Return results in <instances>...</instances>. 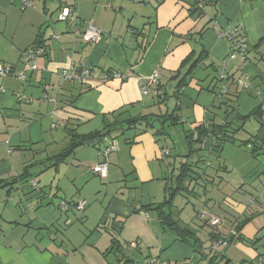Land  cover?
<instances>
[{
    "label": "crops",
    "instance_id": "0c3cea01",
    "mask_svg": "<svg viewBox=\"0 0 264 264\" xmlns=\"http://www.w3.org/2000/svg\"><path fill=\"white\" fill-rule=\"evenodd\" d=\"M30 3L31 7L23 8L21 0H0V64L14 71L0 80L5 90L0 92V181L9 184L0 186V264H125L127 260L131 261L127 264H144L147 258L167 264H206L209 234L225 237L246 218L250 220L237 234L242 240L232 243L240 245L250 262L241 258L236 264H264V252L253 250V243L264 238L260 236L264 219L257 204L234 207L236 222L230 226L212 214L221 226H203L210 229L201 231L203 238L194 230L196 252L192 244L161 226L152 205L162 202L163 178L181 161L169 160V139L158 140L146 132L132 145L117 140L104 179L92 171L101 160L92 145L77 148L58 167H49V159L70 142L71 132L99 131L113 120L114 112L126 111L135 117L166 114L176 108L182 132L226 125L229 135L247 149L248 160L264 158V128L258 132L254 119L240 120L260 104L264 107V71L260 69L264 59L258 54L264 45V0H210L202 9L197 8L198 0ZM64 6L73 7L74 18L58 22ZM90 22L103 32L98 43L84 42L75 35V31L84 32ZM234 29L245 37L249 48L245 57L232 54L228 40L220 37V32ZM38 35L45 52L36 59V69L24 72V79L19 80L16 74L23 72L22 57L37 47ZM187 59L190 62L184 65ZM71 66L73 73L82 66L91 69L90 78L65 81L61 72ZM112 71L125 79L102 78ZM219 71L233 81L222 100L215 96ZM156 72L158 88L143 96L142 83ZM186 74V84L173 95ZM245 78L247 88L242 89L235 82ZM156 91L165 94L164 102L158 104ZM16 94L24 99H17ZM226 99L235 102L233 111L223 105ZM58 122L63 126L52 128ZM250 122L256 123L255 128L247 126ZM91 124L101 129L87 132ZM86 147L93 148V153ZM252 148L257 158L251 155ZM164 151H169L168 156ZM185 151L176 152L182 155ZM26 168L29 177L20 182ZM248 174L251 180H242L240 187L249 186L254 193L250 197L260 201L264 163ZM29 181H35L37 188ZM62 201L86 205L83 211L71 207L61 212ZM113 223L121 225L115 234L121 251L116 253L110 252ZM130 242H136L137 249H123ZM222 254L235 264L231 255Z\"/></svg>",
    "mask_w": 264,
    "mask_h": 264
},
{
    "label": "trees",
    "instance_id": "16d2710c",
    "mask_svg": "<svg viewBox=\"0 0 264 264\" xmlns=\"http://www.w3.org/2000/svg\"><path fill=\"white\" fill-rule=\"evenodd\" d=\"M210 3V0H209ZM241 35L242 32H241ZM244 37V35H243ZM82 40V39H81ZM83 41V40H82ZM246 41V40H245ZM86 42V41H84ZM90 43V42H88ZM35 44L37 46L43 47L42 36L38 35ZM247 45V43H246ZM249 52V48L247 45V50L245 51L243 57H245ZM233 53V52H232ZM190 62L188 59L184 61V65ZM197 64V61L193 62L189 68V71L193 69V67ZM188 71V72H189ZM220 72L217 75V80L220 83L218 88V92L215 93V96L218 99L222 100L225 99V96L228 95V88L225 94H221V87L223 85V81L220 78ZM179 81L178 85L173 90V95L178 94L179 90L182 86L186 84V76ZM229 78V77H228ZM233 83V81H232ZM231 83V84H232ZM236 83V82H235ZM159 85V84H158ZM158 86L156 87V89ZM155 89V90H156ZM157 93V91H156ZM158 104H160L161 99L164 98L165 94L160 95L156 94ZM162 96V97H161ZM226 101V102H225ZM224 104L226 108L234 110V101H230L229 99L225 100ZM112 121H106L104 126L99 131L91 132L87 135H76L74 132L70 134V142L66 147H64L58 155L52 157L49 163V167H58L61 163H63L67 158H69L74 151L81 147L92 145L97 150V153L100 149L107 147L110 142H116L117 140H121L122 142L126 143L127 145L134 144V140L136 137L146 133L151 132L152 136L158 138V140H172L171 130H173L176 126H181V119L178 114V108L174 109L170 113L160 114V115H153V114H145V115H138L135 117H130L126 115V111H118L111 114ZM254 119L259 124V131L264 128V107L263 104H260L257 108H255L250 114L240 117V120L243 122H247L249 120ZM236 131L233 130L231 134L235 133ZM182 135L184 137V142L186 147V151L184 154H180L174 151L173 158H179L181 161L177 164V166H172L171 171L167 177L163 178L164 181V197L161 203L157 205H152L154 211L157 214V218L161 224V226L174 233L178 239L182 242L187 244H192L194 251H197V232L191 230L188 226L182 224L180 220H178V213L174 212V200L178 196L182 195H193L195 192V187L199 185V181L209 182L207 174L203 170V167L206 166V161L204 157L201 156V152H219L222 148L223 143H234L236 141L234 139V135H229L227 131L226 125H210L208 127L199 126L194 129H183ZM257 138V135L254 136V139ZM208 140L212 141L208 144ZM257 141V140H255ZM250 142V140L248 141ZM246 142L244 145H248L249 143ZM197 145L198 148L195 149L194 145ZM252 144V143H251ZM241 146L243 144H240ZM239 145V146H240ZM174 147V146H173ZM161 149L163 150L164 147L162 146ZM114 153V152H113ZM112 154V153H111ZM164 154V152H163ZM169 154V151H168ZM166 154V156H168ZM251 155H256V150L251 149ZM99 156V155H98ZM256 157V156H255ZM210 163L207 164L209 166ZM30 166H28L29 168ZM28 168L24 171V173L19 177L20 182H24L28 179L29 173ZM204 178V179H203ZM8 186V183H4V181H0V186ZM255 200L256 204L258 205L260 201L256 198H252ZM251 200V199H250ZM67 203V202H66ZM86 205V204H85ZM151 206L147 207L150 209ZM248 207H251L248 203ZM85 208V207H84ZM136 213V211H133ZM198 214V219H199ZM250 220V218H246L240 223L236 225L233 230V233H229L225 237H221L220 234L216 232H211L209 234L210 241H214L217 239L227 240L228 245L231 244L234 240H242L240 236H237L239 232L242 230L244 225ZM200 226L203 227L207 225L205 221L199 220ZM208 226V225H207ZM112 230V240H111V248L110 252H119L121 251V246L116 240L115 234H118L121 230V225L117 223H113L111 225ZM236 239H235V238ZM207 263L206 264H231L229 260L222 253L214 252L209 250L208 255L206 257ZM131 262L127 260L125 264ZM262 264V262H260Z\"/></svg>",
    "mask_w": 264,
    "mask_h": 264
},
{
    "label": "rangeland",
    "instance_id": "374dc122",
    "mask_svg": "<svg viewBox=\"0 0 264 264\" xmlns=\"http://www.w3.org/2000/svg\"><path fill=\"white\" fill-rule=\"evenodd\" d=\"M252 53L256 55L254 51ZM258 54L262 55L264 59V45L260 48ZM261 65L260 63V69L264 71V62L263 66ZM247 126L255 128L256 123L250 122ZM97 129H101V126L98 127V124H91L86 130L90 132ZM171 135L173 141L168 140L167 142V146L172 150L169 160L175 155V149L180 151L181 148L186 150L187 147L180 126L174 127L173 130H171ZM239 145L240 143L237 140L234 141V143H223L219 152H211L209 154L207 152H201V156H204V160L206 161V166L203 167V170L207 174L209 182L204 183L203 181H199V185L195 187L193 195L178 196L174 200V210L178 213V220L191 230H198L202 238L203 235L201 231L207 233L210 229L208 227H203V229L200 228L198 214L204 213L207 217L213 214L222 219L226 225H233L236 222L234 207L238 205H248L250 199H252L250 195L254 194L249 186L242 185L241 188L240 185L242 184V180L245 182H247L248 179L251 180L248 172L253 168L255 169L259 163H264V158L260 156L258 158L256 157L257 159L253 161L248 160L249 153L247 149ZM88 147L85 149L93 153V148ZM194 148L197 149L198 146L195 144ZM208 163H210L209 166H207ZM166 172L167 170L165 173ZM167 174L169 175L168 172ZM262 181H264V178ZM258 212L260 216L263 215L264 219V212ZM253 219H255V217ZM258 221L259 220H256V225ZM260 236H264V228L260 230ZM253 244L255 246L253 248L255 252H257V250L260 251V253L264 252V241L262 239ZM239 247L240 245L234 242L226 247H220L218 251L222 253L225 252L229 254V256L231 255L233 263L235 264L241 258H246L245 260L250 262L245 253L239 250Z\"/></svg>",
    "mask_w": 264,
    "mask_h": 264
},
{
    "label": "built area",
    "instance_id": "2783aa9c",
    "mask_svg": "<svg viewBox=\"0 0 264 264\" xmlns=\"http://www.w3.org/2000/svg\"><path fill=\"white\" fill-rule=\"evenodd\" d=\"M59 2H63L64 0H57ZM21 4L23 8L31 7L30 0H21ZM209 4V0H198L197 8L202 9L205 5ZM74 9L72 6H64L61 8L57 21L58 22H66L70 19L74 18ZM75 35L79 36L83 41L90 42V43H98L103 36V32L101 29L96 27L92 22H90L85 29L84 32L75 31ZM220 37H223L228 40L230 43V50L233 52L232 54H238L239 56L243 57L245 51L247 50V45L245 41V37L241 35V31L239 29L228 30L224 32H220ZM58 39V37H56ZM45 52L44 47L37 46L36 48L32 49L31 51L24 54L22 57V64H23V72L16 74L19 80L24 79V72L32 71L36 69V59L42 56ZM14 74L13 69L7 67L5 65L0 64V80L6 78L7 76H11ZM91 75V69L82 66L77 72L73 73V68L65 69L61 72V77L65 81L69 82H82L83 80L89 79ZM104 80L109 79H125V76L118 73V72H110L104 74L102 76ZM220 78L223 81V85L221 87V94H225L227 88L231 85L232 80H230L225 73V71L220 72ZM159 84V73H154L149 79L144 81L140 87V92L143 96L148 95L151 91L154 92L156 87ZM236 85L242 89L247 88V78L237 80ZM0 92H5L3 87L0 86ZM17 99L22 100L24 99L23 96L16 94ZM46 99V96L44 95ZM57 126H63V123L58 122L52 125V128ZM117 149L116 142H110L107 147L100 149L98 155L100 156L101 160L98 164H96L92 171L94 174L98 175L100 178H106L107 176V167H108V157L111 153L115 152ZM168 154V151H164V155ZM29 185L32 188H37V183L35 181H29ZM86 202H79V203H66L60 202L58 209L61 212H65L69 210V208L73 207L76 211H83ZM256 204L254 199L249 201V205L253 207ZM259 208L262 212H264V197H261L260 203L258 204ZM199 220L205 221V223L213 228L218 229L221 226V221L213 216L207 217L204 213H200ZM233 233V231L231 232ZM264 241V238H262ZM136 242H130L123 245V249H130L135 250L137 249ZM228 246L227 240L217 239L210 243V250L217 252L220 247ZM144 264H167L164 261H161L159 258H147ZM257 264H261L258 262Z\"/></svg>",
    "mask_w": 264,
    "mask_h": 264
}]
</instances>
